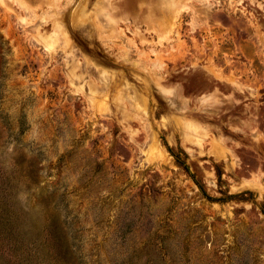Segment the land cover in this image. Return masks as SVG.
<instances>
[{
  "label": "rangeland",
  "instance_id": "374dc122",
  "mask_svg": "<svg viewBox=\"0 0 264 264\" xmlns=\"http://www.w3.org/2000/svg\"><path fill=\"white\" fill-rule=\"evenodd\" d=\"M0 264H264V0H0Z\"/></svg>",
  "mask_w": 264,
  "mask_h": 264
}]
</instances>
